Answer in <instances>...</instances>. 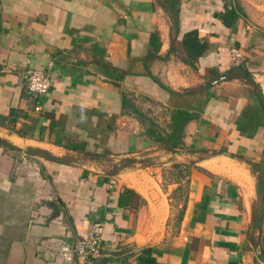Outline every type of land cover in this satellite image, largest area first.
<instances>
[{"label":"crops","instance_id":"0c3cea01","mask_svg":"<svg viewBox=\"0 0 264 264\" xmlns=\"http://www.w3.org/2000/svg\"><path fill=\"white\" fill-rule=\"evenodd\" d=\"M247 1L264 9V0H0V264H138L140 254L158 264H264L254 177L227 171L232 162L264 169V109L243 71L257 37L250 21L264 12L253 18ZM191 30L207 45L195 67L182 59ZM50 61L35 111L23 72ZM235 66L229 77L207 71ZM134 107L158 109L161 131L173 109L198 113L185 126L186 159L145 135ZM52 121L63 142L85 150L53 143ZM109 160L153 163L111 173ZM174 162L190 164L179 221L184 180L170 175L165 190L150 169ZM124 188L133 193L119 205ZM94 222L103 224L99 257L59 254Z\"/></svg>","mask_w":264,"mask_h":264},{"label":"trees","instance_id":"16d2710c","mask_svg":"<svg viewBox=\"0 0 264 264\" xmlns=\"http://www.w3.org/2000/svg\"><path fill=\"white\" fill-rule=\"evenodd\" d=\"M235 12L239 13L243 17H246V14L243 10V8L236 3L234 6ZM232 17H234L232 13ZM226 22V21H225ZM228 23V22H226ZM181 47L182 51L184 53L183 61L192 67H195V62L198 60L200 56H202L206 50L207 45L204 42H201L198 38V32L197 30H191L183 34L181 39ZM241 69V66H235L232 67L228 72H225L224 74H219L218 71L215 69H208L207 71L211 75H216L217 78L220 76L229 77L233 74L237 73ZM231 71V72H230ZM233 73V74H232ZM259 98L261 100V104L264 109V96L261 90V87L258 83L253 82ZM192 90H186L185 93H190ZM136 115L139 117L141 122L145 123L144 120L146 118L145 114L139 111L137 108H133ZM199 114L196 112H189L184 109H173L170 113V123H169V130L168 131H161L159 129V126L156 125L155 122H152L151 124H147L145 127V135L152 138L155 142H157L159 145H161L165 150L167 151H174L177 149H184V142H183V136H184V130L186 124L196 117H198ZM58 125V122L52 121L49 125L50 132L55 133V138L53 143L57 145H63L69 149L73 150H85V146L83 143H70V142H63V135L60 132V129H56ZM43 128H41L42 130ZM21 136H25L27 133L22 130H17V132ZM168 174L172 175L173 177L177 179H183L184 182H179L178 186L175 188V199L176 202L173 206H178L179 203H181L178 212H177V221L181 220L185 205H186V195H187V189H188V182L189 178L187 175H189V165L185 163L180 162H174L172 163V168H170L168 171ZM166 174L163 172L162 176H165ZM262 182L264 181V169L262 170ZM162 188L166 190V186L163 184ZM260 194L264 195V190L261 186V189L259 188ZM133 193L132 189L124 188V191L119 194V205L128 204L130 201V197ZM179 202V203H178ZM138 264H158L156 257L154 256H144L142 254L138 255Z\"/></svg>","mask_w":264,"mask_h":264},{"label":"rangeland","instance_id":"374dc122","mask_svg":"<svg viewBox=\"0 0 264 264\" xmlns=\"http://www.w3.org/2000/svg\"><path fill=\"white\" fill-rule=\"evenodd\" d=\"M246 3L247 5L243 6V8L246 7L251 12L252 14L251 16H253V18H256L255 10L256 12H259V13L264 12V9H261L260 6H255L250 1H247ZM245 14L248 18L250 17L247 13ZM250 23L256 27L255 32L257 34V37H254L253 42L248 47L250 57L247 63L246 61H243L244 62L243 71L245 72V75L249 76V78H254V80L260 85L264 93V32H262L264 31V22L261 20L256 21V19H254L253 21H250ZM146 108L147 107H144L143 109V111L146 113L145 114L146 118L144 122L149 125L152 122H155L154 119H156V116H157L156 114L158 112V109L155 108L154 110L150 111L149 108L148 109ZM156 124H159V123H156ZM181 150H185V148ZM168 154L170 158H174V159L180 158V160L186 159L182 155L181 156L172 155L171 151H169ZM202 154L203 153H201L200 155ZM146 163H153V162H151V160H143L142 163H138L137 161V164H132L131 162L124 161V160L119 163L109 160L106 163V167L111 173H119V171L121 172L123 171L122 169H126L127 167H135V166L140 167L141 165L146 164ZM231 164H232L231 167L227 171L234 178L241 180L242 177L245 176V173L247 174V176L251 174L252 175L251 177H254L255 184H253V186L256 187L257 189V197H255V195L252 193V197H254V199H252V212H253V216L255 220L257 221L256 225L257 226L262 225L264 228V207H263L264 197L263 195L260 194V191H259V188L261 189V186H262L261 185V182H262L261 174H262L263 167L261 165H254L253 167L245 166L244 164H237L235 162H232ZM170 168H172V164L167 165V166H162L158 164V165L151 166L150 168L151 172L155 175L156 174L163 175V172L166 174L165 176H163V179L161 180V185L164 184L166 186V190L168 189L167 184H166V178L170 176V174H168V172L166 171H168ZM249 171H251V173Z\"/></svg>","mask_w":264,"mask_h":264},{"label":"built area","instance_id":"2783aa9c","mask_svg":"<svg viewBox=\"0 0 264 264\" xmlns=\"http://www.w3.org/2000/svg\"><path fill=\"white\" fill-rule=\"evenodd\" d=\"M51 68L52 61L48 62L45 68H27L23 72L27 91L35 99V111L41 109L39 100L48 93L51 87ZM102 231L103 224L94 222L84 235L77 237L70 244L62 245L59 254L71 262L99 257L102 250Z\"/></svg>","mask_w":264,"mask_h":264},{"label":"water","instance_id":"95a60500","mask_svg":"<svg viewBox=\"0 0 264 264\" xmlns=\"http://www.w3.org/2000/svg\"><path fill=\"white\" fill-rule=\"evenodd\" d=\"M172 155L176 156V155H181V154H187L188 152L187 151H182V150H174V151H171ZM52 210L56 213V215H58L59 213V209L57 207V205L54 203V202H49ZM52 218L55 217L54 216H51Z\"/></svg>","mask_w":264,"mask_h":264}]
</instances>
